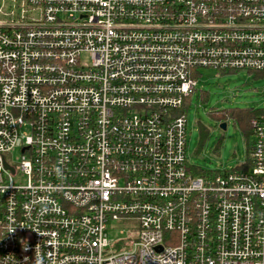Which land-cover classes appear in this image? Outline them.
I'll return each mask as SVG.
<instances>
[{
    "label": "built area",
    "instance_id": "1",
    "mask_svg": "<svg viewBox=\"0 0 264 264\" xmlns=\"http://www.w3.org/2000/svg\"><path fill=\"white\" fill-rule=\"evenodd\" d=\"M202 68L264 75V0H0V264H264V108L193 165Z\"/></svg>",
    "mask_w": 264,
    "mask_h": 264
},
{
    "label": "rangeland",
    "instance_id": "2",
    "mask_svg": "<svg viewBox=\"0 0 264 264\" xmlns=\"http://www.w3.org/2000/svg\"><path fill=\"white\" fill-rule=\"evenodd\" d=\"M199 71L201 76H198L187 109L188 159L206 171L239 168L247 162L254 136H245L232 118L220 122L212 112L264 108V75L257 76L247 70L220 72L202 68ZM222 122L227 123L225 130L220 127ZM201 128L205 130L204 137ZM20 158L21 152L16 149L12 160L18 162ZM15 179L23 181L24 177L16 176ZM111 224L113 228L107 230L110 239L127 238L131 231L133 240L137 239L136 226H129L128 232L117 221ZM112 250L118 249L112 245Z\"/></svg>",
    "mask_w": 264,
    "mask_h": 264
},
{
    "label": "trees",
    "instance_id": "3",
    "mask_svg": "<svg viewBox=\"0 0 264 264\" xmlns=\"http://www.w3.org/2000/svg\"><path fill=\"white\" fill-rule=\"evenodd\" d=\"M255 73V72H253ZM256 74V73H255ZM260 74H257L259 76ZM203 94V93H202ZM191 100V99H190ZM258 108H249V109H233V110H221L212 112L215 117L221 122L226 121L228 118H232L235 124H238L239 127L245 133V136L253 134L251 121L258 113ZM202 130V137L205 136V130Z\"/></svg>",
    "mask_w": 264,
    "mask_h": 264
},
{
    "label": "water",
    "instance_id": "4",
    "mask_svg": "<svg viewBox=\"0 0 264 264\" xmlns=\"http://www.w3.org/2000/svg\"><path fill=\"white\" fill-rule=\"evenodd\" d=\"M220 127L222 128V129H226V127H227V123L226 122H222L221 124H220Z\"/></svg>",
    "mask_w": 264,
    "mask_h": 264
}]
</instances>
